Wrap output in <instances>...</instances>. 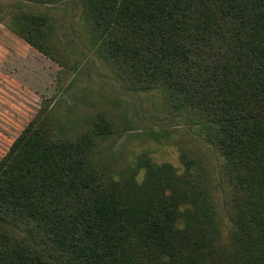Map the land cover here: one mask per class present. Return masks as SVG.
I'll use <instances>...</instances> for the list:
<instances>
[{"label": "trees", "instance_id": "16d2710c", "mask_svg": "<svg viewBox=\"0 0 264 264\" xmlns=\"http://www.w3.org/2000/svg\"><path fill=\"white\" fill-rule=\"evenodd\" d=\"M84 8L100 57L160 92L219 161L144 156L117 178L93 158L110 120L69 137L39 112L0 160V264H264V0ZM8 27L51 55L45 15L18 11Z\"/></svg>", "mask_w": 264, "mask_h": 264}, {"label": "rangeland", "instance_id": "374dc122", "mask_svg": "<svg viewBox=\"0 0 264 264\" xmlns=\"http://www.w3.org/2000/svg\"><path fill=\"white\" fill-rule=\"evenodd\" d=\"M1 5L0 160L35 115L49 112L69 137L99 114L110 120L112 132L98 143L93 158L117 178L138 168L144 156L159 165L179 166L184 151L219 161L215 148L168 110L160 92L130 88L100 57L85 0H1ZM18 11L48 18L51 55L9 29ZM139 168L142 179L146 168Z\"/></svg>", "mask_w": 264, "mask_h": 264}]
</instances>
